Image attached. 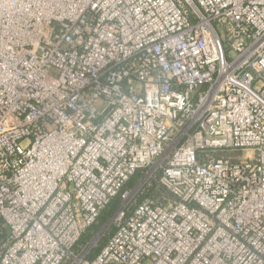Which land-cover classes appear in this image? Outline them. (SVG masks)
<instances>
[{
	"label": "built area",
	"instance_id": "obj_1",
	"mask_svg": "<svg viewBox=\"0 0 264 264\" xmlns=\"http://www.w3.org/2000/svg\"><path fill=\"white\" fill-rule=\"evenodd\" d=\"M0 264H264V0H0Z\"/></svg>",
	"mask_w": 264,
	"mask_h": 264
},
{
	"label": "rangeland",
	"instance_id": "obj_2",
	"mask_svg": "<svg viewBox=\"0 0 264 264\" xmlns=\"http://www.w3.org/2000/svg\"><path fill=\"white\" fill-rule=\"evenodd\" d=\"M217 157H222V158H230L231 160L235 159H241L245 157V153L241 151H226L223 153H218L216 155ZM133 187V179L124 187L125 189H129ZM120 204V197L117 196L114 200L111 201V203L102 211V217L97 221L86 233V239L84 240L83 238L80 240L78 246L81 244L84 245L85 242L90 240L94 235H96L99 231L102 229L107 232H103V236L100 238L98 241L97 247L94 249L93 255L97 253V251L102 247V245L106 242L107 238L109 235L113 232V229L111 227V221L112 217L114 215V212L116 209L119 207ZM84 240V241H82Z\"/></svg>",
	"mask_w": 264,
	"mask_h": 264
},
{
	"label": "trees",
	"instance_id": "obj_3",
	"mask_svg": "<svg viewBox=\"0 0 264 264\" xmlns=\"http://www.w3.org/2000/svg\"><path fill=\"white\" fill-rule=\"evenodd\" d=\"M103 214V213H102ZM102 214L99 216V218L97 219V221H99V219L102 217ZM83 239L85 240L86 239V234L83 236ZM82 240V241H84ZM99 252V250L97 251V253ZM96 254V253H95Z\"/></svg>",
	"mask_w": 264,
	"mask_h": 264
}]
</instances>
